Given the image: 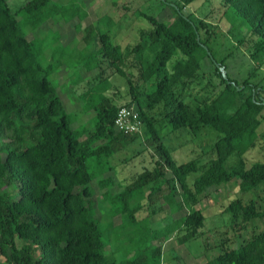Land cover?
Wrapping results in <instances>:
<instances>
[{"label": "trees", "instance_id": "16d2710c", "mask_svg": "<svg viewBox=\"0 0 264 264\" xmlns=\"http://www.w3.org/2000/svg\"><path fill=\"white\" fill-rule=\"evenodd\" d=\"M196 1L158 0L171 9V22L143 15L150 29L140 31L139 42L126 51L133 59L130 66L137 71L135 80L133 76L126 77L122 69L126 54L107 31L97 32V37L93 36V25L82 31L87 47L92 40L98 41V72L94 82L86 84L78 95L82 112H92L93 117L73 129L78 117L66 112L50 76L70 63L69 58H79L80 64L83 51L61 45V32L51 34L48 27L50 21L84 20V6L75 0L67 5L52 0H25L12 10L7 0H0V264H150L152 259L160 264L161 246L137 247L133 258L120 263L105 255L107 245L102 241L92 203L90 183L94 180L100 190H105L101 196L109 206L107 214L111 218L120 216L122 226L127 222L135 224L134 214L141 207L129 204L137 196L145 197L149 204L163 199L172 211H181L206 197L209 189L233 180H238L242 193L264 188V163L246 168L243 159L253 148L262 122L264 85L248 79L239 84L227 74V79L222 77L219 68L226 71V57L215 59L214 28L209 30L204 22L183 13ZM218 1L223 10L219 23L228 25L233 37L240 30L247 31L255 38L251 61L263 60L264 0ZM24 28L26 33L34 34L47 28V34L30 40ZM76 30L80 31L78 25ZM243 41L238 40V44ZM204 59L215 62L214 73L223 89L192 108L184 102L183 93L191 83L202 79L199 72ZM106 67L126 78L128 102H115L112 96L116 92L111 91L115 88L110 83L111 75H105ZM132 106L156 159L151 169H145L133 182L113 193L107 189L114 185L112 177L102 178L112 169L107 161L140 136L117 132L114 120L120 108ZM155 108H161L164 123H158L150 114ZM160 125L169 126L172 132L188 130L193 135L205 126L213 128L220 135L213 147L215 159L202 167L195 160L177 165L161 142ZM232 154L237 164L226 168ZM199 169L202 172L190 189L187 177ZM11 186L13 191L7 192ZM179 195L181 200L175 201ZM224 212L233 218L242 217L238 231L249 221L264 216L253 200L235 199ZM203 221L201 211L192 210L152 231L149 238L164 242L184 230L177 239L184 244L196 238ZM206 264H264V229L238 248L222 250Z\"/></svg>", "mask_w": 264, "mask_h": 264}, {"label": "rangeland", "instance_id": "374dc122", "mask_svg": "<svg viewBox=\"0 0 264 264\" xmlns=\"http://www.w3.org/2000/svg\"><path fill=\"white\" fill-rule=\"evenodd\" d=\"M25 0H7L9 8L14 10ZM60 4H69L72 0H52ZM176 1V0H171ZM79 6H84L87 17L80 21L74 18L66 23L62 20L58 22L50 21L48 29L51 34L61 32L59 43L69 48H74L77 52L83 51L82 58H69L70 63L64 64L55 74L50 76V80L56 87L66 112L75 113L77 121L72 125L77 126L88 123L93 117V113L84 114L82 103L78 95L82 93L86 84L94 82L98 72L96 65L99 56L96 50L99 47L97 40H92L87 47L82 41V31L89 25L95 27L93 36L97 32H108L114 44L120 46L124 54L126 51L139 42V33L142 30H149L150 25L143 15H150L159 22H171L172 11L158 2V0H75ZM223 10L218 0H197L195 3L185 7L183 13L190 14L197 21H202L209 30L214 28L213 49L216 60L226 57L225 73L236 80L239 84L246 79L251 83L264 85V59L259 62L251 61L250 56L253 52L255 38L247 31L240 30L235 36L228 33L229 26L224 22L219 23V17ZM17 19H21L17 16ZM99 25H95L100 20ZM76 25L80 31L76 30ZM26 33V28L23 29ZM47 28L43 32L28 31V39L42 38L47 34ZM52 36V35H51ZM97 37V36H96ZM97 39V38H96ZM243 39L242 44L238 40ZM59 45V44H57ZM133 63L131 55L126 54V59L122 65L126 77L133 76L135 80L136 69L130 64ZM212 63L215 62L212 60ZM208 59L201 62L200 74L203 75L200 82H193L184 90V102L192 108L199 106V102L204 98H214L222 89L219 77L214 73L213 65ZM78 64L76 68L75 67ZM215 65V64H214ZM105 75L110 76V83L116 95H113L115 102L121 104L128 102V85L126 78L113 72V68L106 67ZM262 79L261 81H259ZM76 81L73 86L72 82ZM179 89V88H178ZM108 95H112V92ZM161 108H155L150 114L156 118L158 123H164L161 116ZM260 127L256 131L254 146L244 156L246 168L254 163H264V110ZM164 125V124H163ZM162 127L159 133L161 142L169 149L174 162L179 165L195 160L199 167L206 166L211 160L215 159L213 151L214 143L220 136L213 128L205 126L196 135L188 130L172 132L169 126ZM166 125V124H165ZM139 138L130 145L113 155L107 162L112 169L106 171L102 176H111L114 185L110 188L113 193L120 191L125 185L135 180L137 175L145 169H151L153 161L156 159L154 147L146 143L144 133L139 134ZM237 164V157L232 154L226 161V168H231ZM202 170L190 174L187 177V186L193 189V182L201 174ZM167 177H171L170 174ZM119 185V186H118ZM92 188V203L95 218L99 222L102 231V241L107 247L104 249L106 256L111 257L116 263L125 259L133 258L137 247L154 248L161 246L160 264H206L216 257L222 250H233L238 248L252 234L261 232L264 229V216L256 218L247 223L244 229L237 230L242 223V217L233 218L231 213L224 212L225 207L235 199L243 202L253 200L257 207L264 214V188L259 186L255 190L242 193L239 189L238 180L223 183L209 189L206 197L200 198L193 207H185L181 211H173L163 199L149 204L147 199L137 196L129 205L130 207L139 206L141 210L134 214L135 224L125 223L121 225L120 216L111 218L107 214L109 206L102 200V193L96 180L90 183ZM119 187H122L121 189ZM13 186L6 189L7 192L13 191ZM166 193V190H165ZM146 194V193H145ZM181 194V192H180ZM181 195L175 198L180 201ZM192 210H200L204 216L202 226L198 229L196 238L179 244L177 239L185 233L179 230L168 236L164 242L152 241L150 233L159 230L166 225L187 215ZM149 238V239H148ZM148 239V240H146ZM138 242V243H135ZM125 258V254H128ZM151 261V259H150ZM155 264V261L150 262Z\"/></svg>", "mask_w": 264, "mask_h": 264}, {"label": "built area", "instance_id": "2783aa9c", "mask_svg": "<svg viewBox=\"0 0 264 264\" xmlns=\"http://www.w3.org/2000/svg\"><path fill=\"white\" fill-rule=\"evenodd\" d=\"M142 123L137 110L132 107H122L117 111L114 128L122 134H141Z\"/></svg>", "mask_w": 264, "mask_h": 264}, {"label": "water", "instance_id": "95a60500", "mask_svg": "<svg viewBox=\"0 0 264 264\" xmlns=\"http://www.w3.org/2000/svg\"><path fill=\"white\" fill-rule=\"evenodd\" d=\"M204 48H205V47H204ZM205 50L207 51L206 48H205ZM207 53H208V52H207ZM208 55L210 56L209 53H208ZM219 71L221 72L222 77H223L224 79H227V75H226V73H225L224 68L220 67V68H219ZM263 104H264V101H263Z\"/></svg>", "mask_w": 264, "mask_h": 264}]
</instances>
